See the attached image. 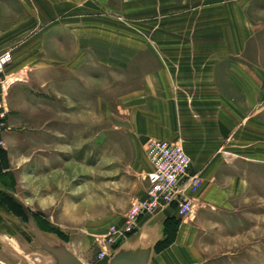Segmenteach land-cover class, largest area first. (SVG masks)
Here are the masks:
<instances>
[{
    "label": "rangeland",
    "instance_id": "obj_1",
    "mask_svg": "<svg viewBox=\"0 0 264 264\" xmlns=\"http://www.w3.org/2000/svg\"><path fill=\"white\" fill-rule=\"evenodd\" d=\"M40 1L21 11L0 0L2 19L22 21L18 29L0 28V51L13 57L0 149V264L39 254L17 201L48 241H63L85 264H106L97 258L100 249L109 257L153 234L157 251L183 237L180 264H264L263 164L238 160L224 174L242 185L220 180L212 199L197 195L190 219L153 215L146 228L138 221L129 230L126 213L143 197L150 171L151 139L137 138L133 119L145 77L160 65L156 45L120 13H52Z\"/></svg>",
    "mask_w": 264,
    "mask_h": 264
},
{
    "label": "crops",
    "instance_id": "obj_2",
    "mask_svg": "<svg viewBox=\"0 0 264 264\" xmlns=\"http://www.w3.org/2000/svg\"><path fill=\"white\" fill-rule=\"evenodd\" d=\"M10 1L21 11L23 5L31 11L39 2ZM71 1L40 2L52 13H120L142 29L148 44L156 45L160 65L145 77L133 132L142 140L179 143L191 171L203 179L199 197L212 199L220 180L241 186V178L224 174L238 160L264 165V0H106L105 5L102 0H77L70 6ZM1 17L0 28L22 27L20 15ZM174 213L166 208L155 219ZM146 218L139 220L142 229ZM182 242L183 237L177 238L154 251L150 264H180L176 250ZM36 255L35 261L44 264L42 255Z\"/></svg>",
    "mask_w": 264,
    "mask_h": 264
},
{
    "label": "built area",
    "instance_id": "obj_3",
    "mask_svg": "<svg viewBox=\"0 0 264 264\" xmlns=\"http://www.w3.org/2000/svg\"><path fill=\"white\" fill-rule=\"evenodd\" d=\"M12 61L10 51H0V149L8 131L7 97L10 83L6 71ZM145 152L150 166V171L144 177L146 189L143 197L130 205L125 216L126 226L132 230L141 218L153 216L166 208L174 209L180 219H190L203 179L191 171L192 163L183 147L177 142L151 139L146 144ZM97 258L107 260L106 249H100Z\"/></svg>",
    "mask_w": 264,
    "mask_h": 264
},
{
    "label": "water",
    "instance_id": "obj_4",
    "mask_svg": "<svg viewBox=\"0 0 264 264\" xmlns=\"http://www.w3.org/2000/svg\"><path fill=\"white\" fill-rule=\"evenodd\" d=\"M16 203L28 219L30 232L36 243L35 252L43 254L49 260V264H85L69 250L63 241L59 239L48 241L35 226L34 219L25 206L19 201ZM157 243L158 239L153 235L142 243L125 242L114 251L108 264H150ZM17 257L23 264H38L35 261L36 254L30 259L19 255Z\"/></svg>",
    "mask_w": 264,
    "mask_h": 264
},
{
    "label": "bare ground",
    "instance_id": "obj_5",
    "mask_svg": "<svg viewBox=\"0 0 264 264\" xmlns=\"http://www.w3.org/2000/svg\"><path fill=\"white\" fill-rule=\"evenodd\" d=\"M36 226V225H35ZM111 253V252H110ZM113 253H114V251H113ZM112 253V254H113ZM112 254L109 256V257H107V260H106V264H108V261H109V259L111 258V256H112ZM109 258V259H108Z\"/></svg>",
    "mask_w": 264,
    "mask_h": 264
},
{
    "label": "trees",
    "instance_id": "obj_6",
    "mask_svg": "<svg viewBox=\"0 0 264 264\" xmlns=\"http://www.w3.org/2000/svg\"><path fill=\"white\" fill-rule=\"evenodd\" d=\"M23 211V210H22ZM27 218V217H26ZM28 220V219H27ZM157 246H158V243H157V245L155 246V251H157Z\"/></svg>",
    "mask_w": 264,
    "mask_h": 264
}]
</instances>
